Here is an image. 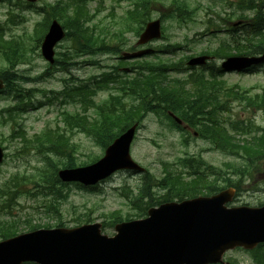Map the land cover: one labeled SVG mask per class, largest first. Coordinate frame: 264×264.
<instances>
[{
  "label": "rangeland",
  "instance_id": "obj_1",
  "mask_svg": "<svg viewBox=\"0 0 264 264\" xmlns=\"http://www.w3.org/2000/svg\"><path fill=\"white\" fill-rule=\"evenodd\" d=\"M58 1L37 0L35 4L29 7L24 4V1L20 2L19 5L11 0L0 3V30L4 31L6 38L17 39L22 52H24V60L17 64L14 69L6 68L7 63L0 60V74L10 79L11 85H16L19 90L14 93L0 94V146L6 150L7 154V158L0 168V188L11 176L16 175L20 180L22 177L28 178L23 185H20V191L39 192L35 197H29L27 193H23L16 198V203L10 206L2 205L5 198L0 197V220H19V229L23 230L24 233L28 226V223H25L26 220L32 225L54 227L60 219L64 227L73 228L82 224L81 221L85 218H89L94 223H101L105 215L113 211H120L123 216L133 214L134 211L121 195L122 190L128 188L136 194L142 183V177L137 174L118 172L100 183L91 192H85L70 185L69 188H64L61 192L64 200L60 208L59 218L54 213L49 215L45 213L48 208L44 207V204H47L48 199L40 198L42 193L40 188H38L39 191L34 189V184L41 182L38 170L45 168L44 156L36 155L32 151L13 155L15 148L20 146L18 137L15 138V141L14 138L10 137L14 128V131H26L25 136L31 138L35 134L41 133L46 127L53 128L58 124L59 112L74 113L79 111L78 105L59 106L58 101L48 102L54 93L60 92L64 87L63 79L74 78L82 81L92 76H98L100 71L108 66H120V68L126 66L119 63L116 59L117 56L98 53L95 58L92 56L90 59L91 61L95 60L98 66L73 65L67 71L68 73L59 72L53 67L50 68L40 53L42 38L38 42L33 34V29L35 23L41 22L46 16L40 10L43 9L45 12L50 5H54ZM186 1L188 4L187 12L192 14L189 17L183 15L180 20L170 15L174 11V8L171 7L173 0L152 1L148 21L159 19L163 26V38L159 42L153 43L152 46L157 51L166 45L179 46V49L174 54H170L169 51L157 53L147 58L148 60L161 58L164 61H182L201 52L213 51L222 39L229 37L226 32L238 20L234 7L223 4L219 0ZM128 7L127 2L117 4L113 0H95L88 6L91 12L100 9L99 14L92 22L95 26V33L101 37H104V33H106L111 37L112 31L118 33L122 30L120 33L123 35H119V38L123 39H111L107 42L116 45L121 41L122 46H126L123 49L133 47L137 41L135 33L129 32L127 29L128 22L124 21L125 11ZM210 29H219L221 32L216 36H209L207 32ZM67 46V42H62L56 48L57 58L60 57L59 54L68 53ZM218 61H212L215 62L212 64L215 67L219 66ZM12 71L18 74L13 75L14 78L10 75ZM221 80L226 88L239 87L240 90L249 92L250 95L254 96L260 93L264 87V67L252 74H224ZM99 92L97 91L96 94ZM15 95L18 98H15ZM107 96V91L100 92L96 100L97 102L105 100ZM19 101H23L25 104L30 101L32 108L27 109L25 106L24 109H27V112L20 115L13 114L10 121L7 113H3V110L14 108ZM245 105L246 103L240 98L229 99L228 109L220 112V120H245L251 121L255 127L264 126V112L257 111L253 107L246 108ZM68 135L70 138L68 143L69 146L72 145V149L68 147L67 153L73 157L75 165L88 163L90 159L102 155V149L96 146L91 138L79 132L73 134L68 132ZM182 140L183 136L178 131L170 129L166 123L162 126L156 117L149 115L142 122L137 132L131 146V157L159 184H162L163 178L169 172L180 173L179 160L190 159L191 157H201L209 166L221 172L223 176L229 177L234 182L237 181V177L232 172L243 166V159L224 153L211 152L210 146L199 140L191 139L187 146H183L181 145ZM165 164L167 166H164ZM262 182H264V170L255 173L253 179L251 176L244 178L243 182L239 183L241 193L236 196L234 205L256 206L259 203H264V183ZM153 192H156L157 196L165 193V191H156V189ZM112 232L113 230L106 232V234L110 235ZM227 257L238 264H251L250 257L241 251L229 252Z\"/></svg>",
  "mask_w": 264,
  "mask_h": 264
},
{
  "label": "trees",
  "instance_id": "obj_2",
  "mask_svg": "<svg viewBox=\"0 0 264 264\" xmlns=\"http://www.w3.org/2000/svg\"><path fill=\"white\" fill-rule=\"evenodd\" d=\"M60 1L53 7L59 13L50 15V17L62 21L64 28L67 30L66 39L71 41L73 45L72 53L61 55V62H63L61 66L64 70L75 57H91L97 53L118 52L116 48L107 46L104 39L97 40L98 38L94 36L93 31L86 26V23L92 18L87 10L90 0ZM127 1L131 2L132 6L134 5V9L127 11L126 20L129 22L134 21L137 24V28L140 29L142 24L149 18V9L154 0ZM220 1L223 2V0ZM173 2L177 9L172 16L176 15L179 18L180 16L176 12L179 13L182 10L187 12L184 1L178 3V0H174ZM225 4L227 5V3ZM228 4L233 5L237 18L244 20L245 26L243 24L240 30L233 31L229 40L221 41L211 52L212 56L222 59L231 55L251 56L260 54L264 49V15L261 11L264 6V0H235ZM248 14H251L250 19H248ZM47 24L48 19L43 24L38 25L35 30L38 42L41 40ZM211 31L215 32V30ZM136 34H138V31ZM23 54L24 52H22L17 41L6 40L1 33L0 60L7 63L8 66L6 68L14 69L17 64L24 60ZM140 68L141 70H139L136 77L119 82L121 86L119 91L126 94L131 100L128 106L123 105V102L121 103L115 97H112L110 101L102 105L93 103L92 97L96 94V89L106 84V81L111 80L110 76L106 74L98 76L100 80L94 77L87 82H81L79 86L71 91H66V97L71 99V101H77L81 106L91 105L96 109V117L90 118V121L85 113L82 115L76 113L74 116L64 115L63 120L66 126L76 128L79 132L91 137L96 145L105 149L126 128L136 122H140L147 111L155 109L170 111L192 127L206 120L205 110L207 106L213 104L217 108L222 104L223 110H227L228 100L231 98H240L246 103L247 107L264 111V91H262V95L248 96L247 92L238 91V88H236L237 90L224 86L222 88L221 83L217 80L219 71L214 75L210 74L206 78L203 75L190 74L185 79H171L168 77L169 73H181L183 71V66L179 63L144 61ZM10 75L14 78L13 72H10ZM4 79L6 87L3 93L19 91L16 85H11L10 79L6 77ZM221 91L222 103L219 101ZM73 94H75L76 99ZM15 98H18V96L15 95ZM25 106L32 107V103L29 101L25 104L23 101H19L14 108L3 110V113H7L8 119L11 121L13 114L20 115L26 112ZM224 123H226V120ZM14 130L15 128L11 131L10 137L14 139L18 137L20 139V153L24 154L28 153V151H33L37 155L45 156L48 153H52L55 156L56 160L44 157L46 166L44 169L39 170L41 182H35L34 189H43L44 193L42 194L49 198L48 209L45 210V213H54L57 216L64 200L59 187H65L66 185L59 183L56 171L59 167H76L73 157L70 154H66L68 147L71 149L66 134L56 127L54 130L46 129L40 135L27 138L23 131ZM202 131L208 133L214 142L218 141L219 136L226 154L243 159V166L234 170L237 176H249L250 163L254 159L264 156V134L259 137L253 136L251 124L243 121L229 123L228 125L224 124L223 130L216 132L217 136L215 133H209L208 128H203ZM63 154L65 157H60ZM27 179V177H22L20 180L18 176H12L2 185L0 197L5 198L2 201V205L10 206L16 203L17 196L27 193L19 190L20 185H23ZM148 191H150V187L146 184L143 191L140 190L136 196L129 200L136 211V215H142L147 207L153 205L152 196L148 197ZM35 195L32 194L31 196L34 197ZM109 218V228H112L116 222L122 220L117 213L111 214ZM88 221L90 219L86 218L82 222ZM25 223H28L27 231L50 227L49 225H32L27 220ZM103 225L105 227L106 224L103 223ZM57 226H62L59 220L57 221ZM21 232L23 230L19 229V220H0V240L11 238ZM254 262L255 264H264V254L255 257Z\"/></svg>",
  "mask_w": 264,
  "mask_h": 264
},
{
  "label": "water",
  "instance_id": "obj_3",
  "mask_svg": "<svg viewBox=\"0 0 264 264\" xmlns=\"http://www.w3.org/2000/svg\"><path fill=\"white\" fill-rule=\"evenodd\" d=\"M34 2L35 0H28ZM64 33L53 21L45 35L41 53L53 63L54 47ZM160 38L159 21L148 23L139 44ZM140 54L124 55L134 58ZM207 57L188 61L202 66ZM264 62L257 57H230L222 64L224 71L244 70ZM3 83L0 80V90ZM177 123L179 120L175 119ZM136 125L117 138L96 163L77 169L61 170L62 182L92 186L117 170L141 171L129 156V146ZM3 151L0 148V164ZM233 192L216 197L197 198L180 204H165L148 212V218L116 226L117 235L107 238L100 225H86L66 230H39L0 242V264H210L219 263L222 254L235 247L253 249L264 242V206L231 208Z\"/></svg>",
  "mask_w": 264,
  "mask_h": 264
},
{
  "label": "flooded vegetation",
  "instance_id": "obj_4",
  "mask_svg": "<svg viewBox=\"0 0 264 264\" xmlns=\"http://www.w3.org/2000/svg\"><path fill=\"white\" fill-rule=\"evenodd\" d=\"M219 176H220V174L217 173V177H219ZM219 182H220V179L217 180V183H219Z\"/></svg>",
  "mask_w": 264,
  "mask_h": 264
}]
</instances>
